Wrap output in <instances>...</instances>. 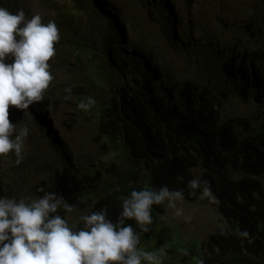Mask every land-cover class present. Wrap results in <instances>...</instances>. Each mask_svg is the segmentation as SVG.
<instances>
[{
  "label": "trees",
  "instance_id": "trees-1",
  "mask_svg": "<svg viewBox=\"0 0 264 264\" xmlns=\"http://www.w3.org/2000/svg\"><path fill=\"white\" fill-rule=\"evenodd\" d=\"M60 1L54 22L62 37L51 58L57 77L35 105L41 104L65 141L70 134L55 126L56 118H69L67 126L87 128L93 137L71 163L66 145H57L50 127L42 126L59 166L23 157L11 168L10 181H0V195L39 196L37 189L44 187L77 205L70 213L75 223L102 207L115 220L131 190L167 185L187 192V181L199 176L210 181L219 201L210 203L231 223L228 232L207 240L176 238L174 224H165L164 203L153 205V223L138 247L154 251L163 245V264H264V41L256 28L261 21L241 27L221 46L184 52L182 65L170 60L165 40L145 36L135 16L123 15L116 3L91 0L88 20L72 25L69 16L84 14L87 6L74 5L71 13L68 0ZM0 3L9 6V0ZM88 97L95 105L79 109ZM26 119L35 131V121ZM126 223L136 228L134 221ZM243 231L247 237L239 235Z\"/></svg>",
  "mask_w": 264,
  "mask_h": 264
},
{
  "label": "clouds",
  "instance_id": "clouds-1",
  "mask_svg": "<svg viewBox=\"0 0 264 264\" xmlns=\"http://www.w3.org/2000/svg\"><path fill=\"white\" fill-rule=\"evenodd\" d=\"M18 1L20 5L15 6ZM54 1L9 0V6L0 3V156H6L10 165L7 182L10 181L11 168L15 163L20 164L26 156L33 159L41 157L48 166H59L58 152L52 150L43 138L46 132L42 126L50 127V136L57 145H66L71 163L75 161L73 153L86 147L88 138L93 137L89 136L87 128L81 131L76 126H67L72 122L69 118H56L55 126H62L70 134L65 141L50 125L51 119L44 113L41 104L35 105L44 99L46 90L57 77V69H54L51 58L56 54L54 45L60 40V33L54 20L47 19L50 15L54 18V13L61 10L57 3L63 1ZM106 1L119 5L125 16L127 11L131 12L129 0ZM138 1L146 17L148 11L156 14L153 21L160 26L158 33L150 32L143 24L144 19L139 17V29L144 30L145 36L155 37L158 42L165 40L163 48L167 50L170 60L176 58L183 65L184 52L193 47L208 50L213 46L211 35L204 36L205 40L199 39L194 31L197 21L180 15V9L193 6L195 0L188 5H183V0H145L144 5ZM91 15L94 16L93 11ZM165 16L167 19L161 24L160 19ZM256 28L262 30L264 41V22L261 21ZM125 33L130 34L127 27ZM64 54L61 53V57ZM65 92L70 95L72 89L65 88ZM95 103V98L88 97L81 100L77 107L88 111ZM75 105L73 101L72 106ZM27 115L35 121V131L33 122L26 119ZM13 154L16 156L15 162ZM2 170L0 166V181L4 182ZM180 179L183 180L182 177ZM186 187L187 192L184 188L170 189L167 185L158 190L133 189L122 197L115 220L110 218L108 209L102 207L80 215L78 222L73 224L69 223L66 214L73 213L77 205L69 203L58 192L40 187L37 192L42 195L39 196L16 198L0 195V264H163V257L167 255L163 245L154 251L138 247L141 233L149 232L153 223V205L167 202L173 214L181 217L183 209L178 207V201L196 196L203 198L205 204L219 215L223 225L219 232L204 238L206 240L211 235L228 232L231 225L210 203L219 201L208 179L193 177L187 181ZM186 196L192 197L186 199ZM184 219L190 220L191 217L184 216ZM126 221H134L136 228ZM239 235L247 237L248 233L243 231ZM182 251L188 254L186 249ZM198 264H204V261L200 260Z\"/></svg>",
  "mask_w": 264,
  "mask_h": 264
},
{
  "label": "rangeland",
  "instance_id": "rangeland-1",
  "mask_svg": "<svg viewBox=\"0 0 264 264\" xmlns=\"http://www.w3.org/2000/svg\"><path fill=\"white\" fill-rule=\"evenodd\" d=\"M252 1L203 0L202 2H197L195 0L193 6H183L180 9V15L189 17L192 21H197V26L194 31L198 33L200 40H205L204 36L211 35V44L218 46L221 40L233 36L241 27L252 28L258 21L264 22V0ZM63 5V2L57 3V7ZM74 5L77 7L87 6L84 14L69 16L71 17L70 23L72 25L82 24L88 20V13L91 10L90 2L88 0H68L67 6L69 12L73 13ZM128 7L131 9L129 14L132 15V18L135 16L138 22L139 17H141L144 19L143 24L146 29L150 32L158 33L160 26H157L153 21L156 16L155 13L148 11L146 17L145 12L139 6L138 0H129ZM166 19L167 16L161 17L160 23L163 24ZM49 20H54L52 15L47 19V21ZM177 23L180 24L179 21ZM59 33L60 37H62L61 29H59ZM67 61L70 62L71 58L67 57ZM0 166L3 167L2 177L7 182L9 180V172H7V169L10 165L6 156H0ZM177 203L178 207L183 209V215L181 217L173 214V210L167 207V202H165L166 209L163 213L165 215V224H174L171 225V228L174 230L176 238L177 234H179L181 240H202L207 238L209 234L217 233L223 228L219 215L205 204L203 198L196 196V198L194 197L190 200L184 199ZM184 216H190L191 219L185 220ZM67 217L70 224L71 222L75 223L74 217L70 213L67 214Z\"/></svg>",
  "mask_w": 264,
  "mask_h": 264
}]
</instances>
